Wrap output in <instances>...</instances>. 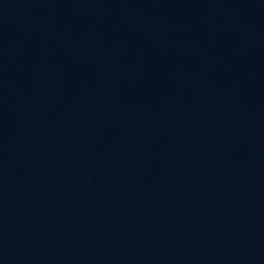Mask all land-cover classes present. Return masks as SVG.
Returning <instances> with one entry per match:
<instances>
[{"label": "water", "instance_id": "obj_1", "mask_svg": "<svg viewBox=\"0 0 264 264\" xmlns=\"http://www.w3.org/2000/svg\"><path fill=\"white\" fill-rule=\"evenodd\" d=\"M0 264H264V0H0Z\"/></svg>", "mask_w": 264, "mask_h": 264}]
</instances>
